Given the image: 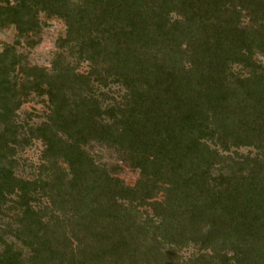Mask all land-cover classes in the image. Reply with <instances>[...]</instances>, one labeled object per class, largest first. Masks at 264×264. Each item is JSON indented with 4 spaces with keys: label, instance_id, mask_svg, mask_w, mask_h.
Wrapping results in <instances>:
<instances>
[{
    "label": "trees",
    "instance_id": "16d2710c",
    "mask_svg": "<svg viewBox=\"0 0 264 264\" xmlns=\"http://www.w3.org/2000/svg\"><path fill=\"white\" fill-rule=\"evenodd\" d=\"M41 13L64 22L56 45L73 62L18 53ZM7 26L0 264H264V0H0ZM31 95L38 125L17 121ZM33 141L42 163L22 179Z\"/></svg>",
    "mask_w": 264,
    "mask_h": 264
},
{
    "label": "rangeland",
    "instance_id": "374dc122",
    "mask_svg": "<svg viewBox=\"0 0 264 264\" xmlns=\"http://www.w3.org/2000/svg\"><path fill=\"white\" fill-rule=\"evenodd\" d=\"M37 22L38 31L36 34L29 36L33 42L28 44L26 39L23 38L20 41V45H16L18 53L25 56L28 65L49 69L55 54L59 52L64 53L68 60L73 62V59L68 56V51H61L56 45L57 40L60 37L65 36L66 26L64 22L57 18L48 19L42 13L38 15ZM15 38L16 31L13 27H0V52L6 45H14ZM85 69L86 64H83L81 71H84ZM112 90H116L115 87H113ZM45 110V104L35 96L31 95L23 102L17 111V121L19 123L27 121L30 125H38L44 120ZM43 148L44 147L40 141H33L32 144L24 150L18 151L16 154V159L18 160V168L15 172L16 176L30 180L36 177L38 174V167L42 163L41 154ZM86 150L94 157L97 163L105 164L110 168L118 167L120 170L118 172L119 177L127 184L133 185L137 180V172L131 170L124 162H122L115 152L96 144H92L91 147L86 148ZM248 151V149L239 150L241 154H247ZM42 203L44 205L47 202L44 201ZM3 239L5 242L12 243L16 247L21 246L14 237L5 235ZM192 252H194L193 249L189 248L183 250L180 255L186 258L189 257Z\"/></svg>",
    "mask_w": 264,
    "mask_h": 264
}]
</instances>
